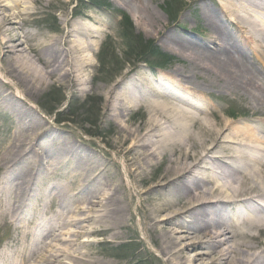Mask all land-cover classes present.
Instances as JSON below:
<instances>
[{
  "label": "bare ground",
  "instance_id": "bare-ground-1",
  "mask_svg": "<svg viewBox=\"0 0 264 264\" xmlns=\"http://www.w3.org/2000/svg\"><path fill=\"white\" fill-rule=\"evenodd\" d=\"M40 1L0 0V46L10 69L9 72L3 69L0 75L3 79L5 75L13 79L11 72L25 70L23 88L14 78L20 87L16 86V92L0 83V111L7 109L18 119L15 136L12 134L7 139L0 155L2 164L10 166L8 172L19 180L10 210L16 218H22L26 209H31L27 201L37 198V192H32L33 179L39 177L38 167L45 158L58 162L71 159V169L75 172L71 180H75V188L79 185L78 204L68 212L74 218L65 217L64 224L78 225L87 219L103 228L83 231L79 225L80 232L111 231L116 238L118 228L127 221L128 208L124 202L130 205L116 167L112 165L107 170L104 156L97 157L93 150H86L79 143L57 140L58 136L50 132L36 141L42 156L33 146L26 147L27 142L22 138V128L31 129L27 137L38 136L41 128L27 112L24 94L36 95L49 80L76 86L75 66L68 62L72 61V53L91 51L89 42L70 39L73 35L81 40L90 38L91 26L89 34L75 26L58 37L41 36L31 42L32 38L24 34L25 40H20L13 30L19 24L15 19L33 12ZM146 1L140 0V16L152 17ZM207 1L189 0L196 14L198 11L203 17L209 41L215 42L211 48L189 37H176L169 30L162 31L165 48L176 52L187 64L172 70L167 77L160 72L155 77L149 71V79L140 77V84L133 75L128 82H119L121 85L113 95L116 104L109 108L115 119L124 118L136 106L133 102L136 98L146 109L140 111L138 129L116 126L122 143L131 141L127 152L116 150L115 153L120 156L129 184L140 182L142 229L145 235H151L152 239L153 234L158 240L155 249L165 264H264V126L252 118L264 117V75L252 66L256 55L260 56L257 63L264 65V0H210L211 6ZM222 16L231 17L229 20L242 34L240 37L251 44L253 61L249 60L242 39H236L227 30ZM85 17L92 20V16ZM18 47L25 48L28 55L22 54ZM200 70L212 74L220 85V92L244 94L255 107H251L250 117L244 121H228L216 107L208 106L199 95H206L205 87L189 81ZM51 148L56 150L52 152ZM29 150L33 155H29ZM26 157L30 159L25 161L26 170L19 167L15 173L12 164L15 161L21 164ZM139 166L143 178L146 175L143 168L152 171L146 188H141L136 169ZM69 187L65 188L67 193H71ZM2 192L6 191L0 187V196ZM64 199L61 198V203L55 202L56 207H66L62 204ZM52 220L49 218L46 223L32 227L31 243L25 242V234L21 232V240L14 249L1 251L0 264H60L59 255L74 264H106L97 257L78 253V239H67L60 231L54 232ZM41 236L43 247L34 251Z\"/></svg>",
  "mask_w": 264,
  "mask_h": 264
},
{
  "label": "rangeland",
  "instance_id": "rangeland-1",
  "mask_svg": "<svg viewBox=\"0 0 264 264\" xmlns=\"http://www.w3.org/2000/svg\"><path fill=\"white\" fill-rule=\"evenodd\" d=\"M95 2L97 4L92 0H49L44 3L41 0L34 6L33 12L27 13L19 20L15 19L19 22L20 28H16L19 25L17 24L13 30L22 41L25 40L24 34L29 35L32 42L41 36L58 37L62 32L75 26L80 27L82 31L87 30L88 34L91 33L89 27L93 28L90 38L81 40L75 35L70 38L76 42H89V47H91V51L85 50L80 54L72 53V61L68 62L75 66L73 76L74 79H77L76 86L69 85L65 81L49 80L48 84L36 95L24 94L26 97L24 99L28 103H26V110L29 114L31 113V117L37 120L41 128L36 137H27L26 135L31 133V129L24 130L22 128V138L27 142L26 147L33 146L39 155H41V151L36 141L40 139L41 135L50 132V134L58 136L57 140L61 139L65 143H79L86 150H93L97 157L104 156L106 169L108 170L112 165L116 167L124 184L123 192L125 194L126 191L130 200L129 207L127 201L124 202L125 207L128 208L127 221L118 228L119 235L116 238L111 235V231L97 234L80 232L79 225L83 231H88L91 228H103V226L98 227V225L91 224L87 219L78 225H65L63 219L65 217L74 218V214L68 212L78 204L76 193L79 191V185L75 188L73 186L75 180H71V176L75 173L71 169L73 162L71 159H62L58 162L46 158L42 164H39V177L33 179L32 192H37V198L27 201L31 209H26L22 218L20 216L16 218L17 216H14L10 210V204L11 201H15L13 191L19 180L18 177L8 172L10 166L2 164L0 161V187L6 191L2 192L0 196L2 198L0 199V252L6 248H13L16 242L21 240V232L25 234V242L31 243L34 240L32 227L42 225L47 222V219L53 218L50 223L52 227H55L54 232L60 231L62 236L67 239H76V241L78 239L79 250L77 251L80 254L97 257L98 260L105 261L106 264H165L164 259L156 251L158 240L153 234L152 239L151 235L149 236L147 233L146 236L142 229L139 215L140 182L131 184L132 186L129 184L124 169L120 165V156L115 153L116 150L127 152L131 141L122 143L116 126H127L131 130L138 129L140 111H144L146 107L140 106V101L136 98V101H133L136 106L119 120L115 119L109 108L111 109L116 104L113 95L116 94L117 87L121 85L120 81L128 82L133 75L132 78L135 79V82L140 84L142 82L140 77L149 79V71L155 77H157V72H160L163 77H167L170 76L172 70L180 69L187 64L176 52L165 48L162 42V31L169 30L170 34H174L176 37H189L206 43L209 48L214 44L209 41L210 34L203 17L198 11L196 14L194 4H191L189 0H148L145 6L153 14L152 17L140 16V0H96ZM202 3L204 4V2ZM207 4L211 6L212 1L208 0ZM22 7L21 2L20 8ZM4 13L8 14L6 11ZM86 15L92 16V20H88ZM1 16L2 13H0ZM124 17L125 21L123 22ZM220 18L227 26V30L240 40L242 34L229 20L232 18L226 16ZM241 42L246 45L245 48L250 55L249 60L253 61L251 44L249 45L245 39H242ZM18 49L22 54L28 55L25 48L18 47ZM255 53L254 50V55H256ZM257 56L260 57L256 55V61L252 66L264 75V65L260 62L257 63ZM162 61H164L162 65L167 67L166 69L152 67V64H161ZM5 68L8 72L10 71L0 46V71ZM20 70H14L11 75L16 80L18 79L19 85L23 88L25 70ZM211 75L200 70L197 75H192L189 81L196 85H202L206 91L210 92L212 98L208 99L205 96L208 104L216 106L219 114L225 120L244 121L248 118L251 107H254L253 103L251 104L244 94L220 92V85L213 80ZM13 79L7 75L3 79L0 75V83L10 87V91L16 92V86L19 87V85ZM210 81L215 82L211 83ZM24 91L26 92V90ZM121 92L124 93L123 90ZM199 95L204 97L203 93ZM27 105H31V107ZM231 110L235 111L234 117H230L233 115L230 114ZM109 114L112 115V118L111 116L107 117ZM257 118L259 120V117ZM16 119L9 110L1 109L0 155L7 139L15 134ZM259 121L258 124L264 126V120ZM55 150V148L50 149L52 152ZM28 153L33 155L31 150ZM27 160L30 159L26 157L21 164L19 161L12 164L16 168L15 173L19 167L26 170L25 161ZM31 161L35 163V160ZM51 163H53L52 166H50ZM136 169L141 181V188H146L152 175L151 169L144 170L145 168H143L146 173L144 178L141 177L140 166ZM1 181L3 182L1 183ZM66 186H70L71 193L66 192ZM63 197L65 199L62 204L66 207H56L55 202H60ZM142 203L145 207V202L142 201ZM69 231L70 233H68ZM73 232L80 234L75 236ZM43 241L41 236L36 247L33 246V248L35 247L34 251L43 247ZM59 259L62 260L60 264L68 262L74 264L71 259L63 255H59ZM28 260L31 259L28 258Z\"/></svg>",
  "mask_w": 264,
  "mask_h": 264
},
{
  "label": "trees",
  "instance_id": "trees-1",
  "mask_svg": "<svg viewBox=\"0 0 264 264\" xmlns=\"http://www.w3.org/2000/svg\"><path fill=\"white\" fill-rule=\"evenodd\" d=\"M124 21H125V18H124ZM164 61H162V63H163ZM58 102V101H57Z\"/></svg>",
  "mask_w": 264,
  "mask_h": 264
}]
</instances>
